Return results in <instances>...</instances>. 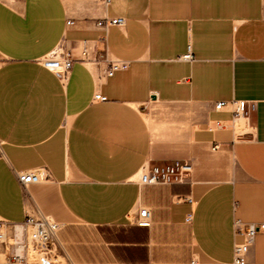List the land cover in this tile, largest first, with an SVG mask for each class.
Segmentation results:
<instances>
[{
  "label": "crops",
  "instance_id": "crops-1",
  "mask_svg": "<svg viewBox=\"0 0 264 264\" xmlns=\"http://www.w3.org/2000/svg\"><path fill=\"white\" fill-rule=\"evenodd\" d=\"M115 16L125 24L97 26ZM83 40L91 58L67 80L42 64ZM98 51L130 65L107 76ZM232 99L255 102L235 128L215 108ZM175 159L193 164L189 182L136 181ZM40 166L50 177L23 189L17 171ZM35 206L78 264L232 261L234 219L264 222V0H0V217ZM142 206L150 226L130 221ZM248 264H264V231Z\"/></svg>",
  "mask_w": 264,
  "mask_h": 264
},
{
  "label": "built area",
  "instance_id": "built-area-1",
  "mask_svg": "<svg viewBox=\"0 0 264 264\" xmlns=\"http://www.w3.org/2000/svg\"><path fill=\"white\" fill-rule=\"evenodd\" d=\"M104 1L107 4L110 2V0ZM74 23L73 19L67 21L69 25ZM124 24L125 18L122 16L105 17L97 21V26L106 30L112 25L123 26ZM234 28L236 29L237 26ZM89 52L90 45L86 40L80 41L71 48L61 44L41 62L65 81L75 61L91 58ZM92 58L108 63L107 76L113 75L118 70L127 69L130 65L129 60L109 58L105 51H98ZM179 58L193 60L191 46ZM94 98L106 100L107 96L97 91ZM215 108L218 110L229 108L234 113L233 128H235L241 118L244 124L250 119L251 113L255 110V102L242 99L219 100L215 103ZM225 126L226 124L221 120L216 121V127L224 128ZM244 127L245 125L240 127L239 131L242 132ZM218 147L219 144L214 146V148ZM192 171L193 164L184 159L156 164L147 163L137 173L136 181L140 184L185 183L191 180ZM16 176L21 187L27 189L30 184L48 179L50 172L45 166H40L17 171ZM185 198L194 204L195 201L191 196L188 195ZM130 221L141 226H150L152 224L150 209L145 206L140 207L138 214ZM233 227L235 237L242 239L234 241L232 261L220 262V264H248L249 251L257 233L264 231V222H246L241 218H235ZM61 228V223L39 206L28 210L25 219L21 222H11L0 217V264H34L35 262L50 264L63 259L68 264H76L70 259L60 238ZM195 262L194 259L193 263Z\"/></svg>",
  "mask_w": 264,
  "mask_h": 264
},
{
  "label": "rangeland",
  "instance_id": "rangeland-1",
  "mask_svg": "<svg viewBox=\"0 0 264 264\" xmlns=\"http://www.w3.org/2000/svg\"><path fill=\"white\" fill-rule=\"evenodd\" d=\"M57 220V219H56ZM61 238V237H60ZM62 240V239H61ZM62 242H63V244H64V246H65V249H66V252H67V254L69 255V252H68V250H67V248H66V243L62 240ZM69 257H70V255H69ZM70 259L74 262V263H76V264H78L77 262H75L71 257H70Z\"/></svg>",
  "mask_w": 264,
  "mask_h": 264
},
{
  "label": "bare ground",
  "instance_id": "bare-ground-1",
  "mask_svg": "<svg viewBox=\"0 0 264 264\" xmlns=\"http://www.w3.org/2000/svg\"><path fill=\"white\" fill-rule=\"evenodd\" d=\"M238 123V122H237Z\"/></svg>",
  "mask_w": 264,
  "mask_h": 264
}]
</instances>
